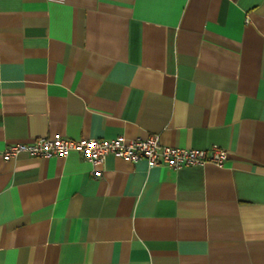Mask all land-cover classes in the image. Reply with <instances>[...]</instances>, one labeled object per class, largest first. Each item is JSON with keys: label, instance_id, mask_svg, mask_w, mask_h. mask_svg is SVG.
<instances>
[{"label": "crops", "instance_id": "1", "mask_svg": "<svg viewBox=\"0 0 264 264\" xmlns=\"http://www.w3.org/2000/svg\"><path fill=\"white\" fill-rule=\"evenodd\" d=\"M150 134L227 158L2 155ZM0 264H264V0H0Z\"/></svg>", "mask_w": 264, "mask_h": 264}, {"label": "built area", "instance_id": "2", "mask_svg": "<svg viewBox=\"0 0 264 264\" xmlns=\"http://www.w3.org/2000/svg\"><path fill=\"white\" fill-rule=\"evenodd\" d=\"M2 150L5 159L16 158L21 154L39 158L68 156L71 151H76L94 166L100 165L103 158L109 154L131 162L143 159L149 166L165 165L170 168L205 163L221 166L227 158L226 151L216 145L207 150L164 146L159 143L158 134L130 140L118 135L111 139L81 138L80 140H71L58 135L41 136L32 142L9 144ZM97 170L95 168L92 171L94 175L98 174Z\"/></svg>", "mask_w": 264, "mask_h": 264}]
</instances>
